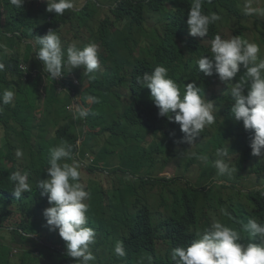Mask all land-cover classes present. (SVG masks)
<instances>
[{"label":"clouds","instance_id":"clouds-1","mask_svg":"<svg viewBox=\"0 0 264 264\" xmlns=\"http://www.w3.org/2000/svg\"><path fill=\"white\" fill-rule=\"evenodd\" d=\"M0 71V264H264V0H0Z\"/></svg>","mask_w":264,"mask_h":264},{"label":"trees","instance_id":"trees-1","mask_svg":"<svg viewBox=\"0 0 264 264\" xmlns=\"http://www.w3.org/2000/svg\"><path fill=\"white\" fill-rule=\"evenodd\" d=\"M12 21L13 20L11 19V17H7V22L8 23H10ZM8 62L9 63H17L18 60L15 59V58H13V57H9L8 58ZM0 81H4V77L2 76V72L1 71H0ZM26 90H27V82H24L22 85H20V86L17 87V90H16V93H17V102L20 99H22V97H23L24 93L26 92ZM13 108H14V106L13 107H7V110L9 112H11L13 110ZM0 122L6 124L7 127H8V130H9V126H10L11 123H10L9 119L7 118L6 109L4 107H2L0 109ZM0 131H3V129L1 127H0ZM7 141H8V137L5 136V134L0 135V142H1L0 144H3V145L4 144H7ZM20 237H24V239H25V236H22L21 235ZM24 244L27 245V246H29V247H31V248H35V247L38 248L39 247L38 242L36 240L32 239V238H29V237H27L25 239ZM33 260H35V259L33 258Z\"/></svg>","mask_w":264,"mask_h":264}]
</instances>
